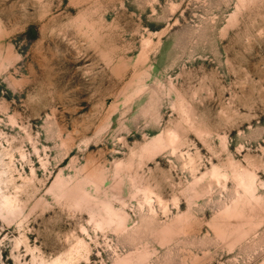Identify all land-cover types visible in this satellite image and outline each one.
Returning <instances> with one entry per match:
<instances>
[{
	"label": "rangeland",
	"instance_id": "374dc122",
	"mask_svg": "<svg viewBox=\"0 0 264 264\" xmlns=\"http://www.w3.org/2000/svg\"><path fill=\"white\" fill-rule=\"evenodd\" d=\"M0 264H264V0H0Z\"/></svg>",
	"mask_w": 264,
	"mask_h": 264
}]
</instances>
